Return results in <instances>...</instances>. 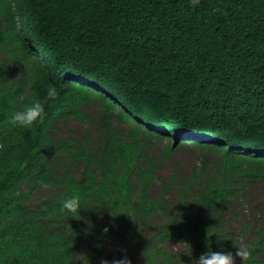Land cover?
<instances>
[{
    "label": "trees",
    "instance_id": "obj_1",
    "mask_svg": "<svg viewBox=\"0 0 264 264\" xmlns=\"http://www.w3.org/2000/svg\"><path fill=\"white\" fill-rule=\"evenodd\" d=\"M50 85L43 124L7 123ZM70 119L90 128L60 135ZM253 182L264 0H0V264H101L126 238L146 264L232 252L228 211ZM77 193L80 211H61ZM252 227L248 264H264V217Z\"/></svg>",
    "mask_w": 264,
    "mask_h": 264
},
{
    "label": "rangeland",
    "instance_id": "obj_2",
    "mask_svg": "<svg viewBox=\"0 0 264 264\" xmlns=\"http://www.w3.org/2000/svg\"><path fill=\"white\" fill-rule=\"evenodd\" d=\"M10 69L12 66H9ZM14 71L17 73H14L15 75L18 74V69L14 68ZM15 77V76H14ZM89 113V109H88ZM93 119L95 116H93ZM96 120V121H97ZM88 128H90L88 125L82 124V122H78L75 120L70 119L66 126H62L60 128V135H68L72 131H86ZM179 157L184 161L183 167L184 169H187L190 165H192V162L195 160V154L191 149L189 148H182L181 153L179 154ZM173 169V167H171ZM169 165L165 167V170H162L158 173L160 174H168L170 173ZM160 179V178H159ZM154 192L156 193L158 190V184H155L153 187ZM39 192H42V189H39ZM38 196L35 195V200ZM255 203L261 204V214L256 215L254 213V206ZM264 217V183L260 182H253L251 184L246 185V191L242 193L241 200L234 206V210L232 212L228 211V216L226 218V225L227 227H230V229L233 231V235L235 239L238 238L240 234H244L246 236L245 243L248 244L251 239L253 238L252 234V228H249L246 233H243L242 231V224L244 223H250L251 226H254L256 222H258L260 217ZM203 218H201L202 220ZM200 220V221H201ZM193 240L190 239V242ZM124 252L126 256L131 260V264H146L143 258V249L141 245L136 242V240L131 239H124ZM234 247V242H233ZM170 248L179 256H184L185 262L188 259V248L184 243H176L174 245H171ZM237 249L234 247L232 250L233 253H235ZM112 253H104L101 258L102 260L107 259L108 261H113L111 259ZM264 259V251L262 253V258ZM101 260V261H102ZM240 263L239 257L236 258V264Z\"/></svg>",
    "mask_w": 264,
    "mask_h": 264
},
{
    "label": "clouds",
    "instance_id": "obj_3",
    "mask_svg": "<svg viewBox=\"0 0 264 264\" xmlns=\"http://www.w3.org/2000/svg\"><path fill=\"white\" fill-rule=\"evenodd\" d=\"M199 3V0H192V6L195 7ZM220 11V9H217ZM58 91L55 86L50 85L47 89L46 98L42 101L38 97H34L29 103L25 104L21 108L14 110L7 119V123L14 128H23L27 130L35 131V127L38 124H43L46 117L45 105L48 101L58 98ZM95 123V119L93 121ZM199 163V162H197ZM45 187H48L47 185ZM81 209L80 195L77 193L62 201L61 211H68L76 213ZM107 232L108 230L105 229ZM214 235L210 234L208 230L209 238ZM246 236L240 234L237 239H234V247L237 249L233 252H216L208 251L199 256L198 259L193 258L192 264H236V258L239 257L243 264H248L252 259L251 245L245 243ZM192 253V252H191ZM191 255V254H188ZM101 264H131V260L125 255L123 258L114 259L108 261L102 260Z\"/></svg>",
    "mask_w": 264,
    "mask_h": 264
}]
</instances>
